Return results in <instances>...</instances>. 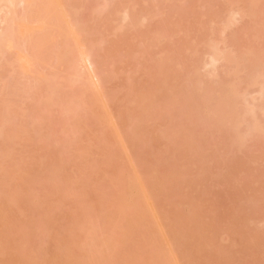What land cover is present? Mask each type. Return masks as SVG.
Segmentation results:
<instances>
[{"label": "rangeland", "instance_id": "rangeland-1", "mask_svg": "<svg viewBox=\"0 0 264 264\" xmlns=\"http://www.w3.org/2000/svg\"><path fill=\"white\" fill-rule=\"evenodd\" d=\"M47 1L17 3L12 42L21 48L0 58V108L15 116L0 137L1 148H12L0 158V264H264V128L247 133L246 115L251 136L233 143V129L216 123L236 96L254 106L264 99V0ZM27 7L33 13L24 17ZM59 27L76 30L64 44L86 39L75 50L85 66L79 82L65 61L58 67ZM215 41L228 59L204 66ZM50 83L59 85L47 104ZM158 89L163 95L147 102ZM71 95L75 111L66 116ZM259 106L251 116L264 122ZM135 180L145 203L131 198ZM138 203L145 219L134 229Z\"/></svg>", "mask_w": 264, "mask_h": 264}, {"label": "bare ground", "instance_id": "bare-ground-1", "mask_svg": "<svg viewBox=\"0 0 264 264\" xmlns=\"http://www.w3.org/2000/svg\"><path fill=\"white\" fill-rule=\"evenodd\" d=\"M20 1V2H19ZM23 1H25V0H0V14H1V12H2V14L4 13V9H5V11H7V14H6V12L4 13V14H6V15H2L1 17H0V23H2V24H0V58L2 59L3 58V56L4 55H6L7 54V52H9V50L10 51H13V49L14 50H17V48H18V51H19V46H20V48H21V44L20 45H18L17 46V44H19V42H12L14 39L16 40V36H17V34L19 33L18 31H17V29H16V27H17V25H19L18 24V20L16 19V14H15V8L17 7V5L18 4H20V3H22ZM33 1H36V0H33ZM43 1H47V0H43ZM49 2H50V0H48ZM47 1V2H48ZM19 2V3H18ZM18 3V4H17ZM36 5H38L39 6V4H35L34 5V7L32 8V9H35V6ZM209 5V4H208ZM32 9H31V7H27L26 8V10H25V13L23 12V15H24V17H28V16H30V15H32L31 13H33V12H31L32 11ZM45 9V8H44ZM43 10V9H42ZM46 10H47V12L46 11H44V12H46L47 13V15L48 16H50V17H53V16H58V12L56 11V9H50L49 7H47L46 8ZM126 10H128V9H126ZM126 10H125V16H126V18H128L129 16H130V19H133V15H129V14H127V12H130V11H127L126 12ZM34 11V10H33ZM38 11V10H37ZM31 12V13H30ZM231 13H233L232 11H230ZM230 12H229V14H230ZM150 13H153V12H149V14ZM30 14V15H29ZM35 14V13H34ZM38 14L39 15H42V13L40 14V12H38ZM37 14V17L39 16ZM235 14V13H234ZM129 15V16H128ZM231 16H228V18H227V22H226V24L228 25V24H230V25H232L233 23H234V18H235V16H233V14H230ZM125 16L124 17H122L123 19V21H127V20H125ZM196 16V15H195ZM40 17V16H39ZM135 17L137 18V16L135 15ZM134 17V18H135ZM1 18H2V20H1ZM27 20H28V18H26ZM30 19H32V16L30 17ZM236 20V19H235ZM131 21H133V22H131V23H134V20H131ZM29 23V22H28ZM232 23V24H231ZM122 24H124V23H122ZM2 25V26H1ZM49 25V24H48ZM51 26H56L54 23H52L51 22V24H50ZM78 25V24H77ZM83 25H85V24H83ZM78 26V28L82 31V30H84V26ZM134 25L136 26V22L134 23ZM133 25V26H134ZM230 25H228L229 27H230ZM76 26V25H75ZM122 27H123V25H121ZM134 26V27H135ZM233 26V25H232ZM120 27H118L117 29H119ZM59 29H60V31H61V37H63L64 39H63V41H60L59 43L61 44V43H65V41L66 42H68V39L70 38V37H72L73 36V34H75L74 32L76 31H74V29H72V27H59ZM158 30V29H157ZM72 31H73V33H72ZM156 32H158V31H156ZM160 33V32H159ZM20 34V33H19ZM19 34H18V36H19ZM53 35V34H52ZM49 37H50V42L52 41L51 39L53 38V36H50L49 35ZM52 37V38H51ZM48 38V37H47ZM55 38V37H54ZM57 38V37H56ZM58 38H60V36H58ZM81 38H79L78 39V41L76 42V43H74L72 46H70L71 44L70 43H66V44H64V46H63V44L62 45H60L59 43V45H57V46H62V51H64L63 52V54H62V52H61V54L62 55H58V56H60V58L59 59H61L60 61L59 60H57V63H58V67L59 66H61V65H59L61 62H66V63H61V64H67V65H69L68 67H70V68H72V73L71 74H73V77H72V81H78L79 82V80H81V78H80V73H82V68L83 67H85L84 65H82V63H83V59L79 56V54H76L75 53V50L77 49L78 50V48H79V46H81V44L80 43H83V42H85V40H84V38L83 39H81ZM153 39V38H152ZM27 40V39H26ZM49 40V39H48ZM54 40V39H53ZM56 40V39H55ZM58 40V39H57ZM56 40V42H58ZM60 40V39H59ZM80 40V41H79ZM28 42H30V41H28ZM47 42H49V41H46V42H44L43 44L45 45V43H47ZM50 42H49V44H50ZM55 42V41H54ZM56 42L54 43L55 45H56ZM80 42V43H79ZM24 43V42H23ZM25 43H27V41L25 42ZM32 43V42H31ZM31 43H30V45H31ZM216 41L215 42H209L208 44H207V46H209L210 47V53L209 52H207L209 55V57H210V60L208 61L207 60V62L206 61H204V66H211V67H213V66H215V65H217L218 63L220 64V62L222 61H224V60H227L228 59V54L225 52V50H221V47L219 48V46H217L216 44ZM53 44V45H54ZM69 44V45H68ZM79 44V45H78ZM210 44V45H209ZM25 45V44H24ZM29 45V44H28ZM54 45V46H55ZM134 45V44H133ZM133 45H132V48H133ZM22 46H23V44H22ZM33 46H34V44H33ZM45 46H47V44L45 45ZM65 46H67L68 47V49L70 48V47H72L71 49H69V50H66V48L67 47H65ZM131 46V45H130ZM26 47H27V44H26ZM29 47V46H28ZM32 47V46H31ZM48 47H50V48H52L51 47V44H50V46H47L46 48H42V50H44L45 51V49H47ZM65 47V49H63ZM24 48V47H23ZM33 48V47H32ZM36 48V47H35ZM35 48H33V49H35ZM146 50H147V47L145 48ZM145 49H144V51H145ZM148 49H149V46H148ZM6 50H7V52H6ZM22 50V49H21ZM36 50V49H35ZM60 50V51H61ZM37 51V50H36ZM47 51H49V49H47ZM59 51V52H60ZM135 52L134 53H137L138 52V49H135L134 50ZM141 51L139 50V53H140ZM143 52V51H142ZM6 53V54H5ZM21 54H22V52H21ZM45 57H46V55H47V52L45 51ZM49 54V53H48ZM59 54V53H58ZM205 54V53H204ZM42 55H43V53H42ZM111 55V54H110ZM44 56V55H43ZM42 56V59L44 60V57ZM51 56V55H50ZM112 56L113 55H111V57L110 58H112ZM205 56V55H204ZM207 56V57H208ZM30 57V56H29ZM47 57H49V55H47ZM27 58H28V56H27ZM39 58H41L40 56H39ZM50 58V57H49ZM58 58V57H57ZM0 59V62L1 63H3V61ZM25 59V58H24ZM173 58H171V60H172ZM202 60H203V58H201ZM39 60V59H38ZM9 61V60H8ZM30 61V60H29ZM46 61H50V60H47L46 59ZM10 62V61H9ZM26 62V61H25ZM36 62H37V60H36ZM68 62V63H67ZM202 62V61H201ZM4 64V63H3ZM3 64H0L1 66H3L4 68L6 67V65L4 66ZM6 64V63H5ZM200 64V63H199ZM218 64V65H219ZM27 65V64H26ZM48 65H49V63H48ZM50 65H51V63H50ZM62 65V66H63ZM67 65H65V66H63V67H61V68H64V67H66ZM202 65V64H201ZM202 65V66H203ZM52 66V65H51ZM54 66V65H53ZM52 66V67H53ZM83 66V67H82ZM203 66V67H204ZM263 66H264V64H263ZM64 68L63 69V72L64 71H66L67 69L68 70H70L69 68ZM82 67V68H81ZM198 67V66H197ZM60 68V69H61ZM201 68V67H200ZM200 68H197V69H195V72H196V70L199 72L200 71ZM207 68H209V67H207ZM214 68V67H213ZM248 68V67H247ZM250 69H252V67H249ZM249 68H248V70H247V73H249L248 71H250L249 70ZM3 69V68H2ZM1 69V67H0V70H2ZM84 69V68H83ZM199 69V70H198ZM211 69V68H210ZM74 70V71H73ZM209 70V69H208ZM215 70V69H214ZM167 71H169V70H167ZM167 71H165V72H167ZM204 71V70H203ZM202 71V72H203ZM211 71V70H210ZM60 72H62V71H60ZM194 72V73H195ZM38 73V72H37ZM36 73V74H37ZM96 73V72H95ZM197 73V72H196ZM211 73H212V71H211ZM216 73V75H218L217 74V71L215 72ZM246 73V74H247ZM1 74V73H0ZM93 75H96V74H94V72L92 73ZM169 75H170V72L168 73ZM202 74V73H201ZM254 75V73H252V72H250L249 73V75H248V79L249 80H251V79H253L252 81H254L255 83L254 84H256L257 83V79H255L254 77H256L257 75H254V77H253V75ZM262 74H264V73H262ZM38 75H39V73H38ZM206 75H208V72H207V74ZM215 75V76H216ZM34 76V75H33ZM45 76H48V75H45ZM107 76V75H106ZM263 76V75H262ZM167 77V76H166ZM253 77V78H252ZM37 79V81H38V78H39V76H37L36 77ZM46 78V77H45ZM49 78V76L46 78L47 80H50V79H48ZM257 78H258V76H257ZM167 79H168V77H167ZM46 80V81H47ZM164 80V79H163ZM257 80V81H256ZM40 81V80H39ZM164 81H166V79L164 80ZM164 81L162 82V83H164ZM168 81V80H167ZM52 82V81H51ZM169 82V81H168ZM49 83V82H48ZM53 84V83H52ZM51 83L50 84H48V87H47V92H48V94H47V96H46V102L45 103H47V104H51L53 101H54V97H55V95L57 94L56 92H55V90H57V88H58V86H56L58 83H55V85H54V87H53V85H52ZM165 84V83H164ZM250 84H252V83H250ZM262 84V83H261ZM263 84H264V82H263ZM263 84L261 85V87L263 86ZM52 85V86H51ZM59 85V84H58ZM55 86H56V88H55ZM73 86V85H72ZM223 86H224V84H223ZM222 86V88H224ZM206 87V86H205ZM204 87V88H205ZM198 88V87H197ZM201 88H202V86H201ZM67 89H69V87L67 88ZM196 89V88H195ZM220 89H221V85H220ZM73 90V88L71 89L70 88V91H72ZM161 90H163V89H161ZM198 90V89H197ZM203 90V89H202ZM260 90H263L262 92L264 93V86H263V89L262 88H260ZM68 91V90H67ZM74 91V90H73ZM154 91H158V93L160 92L159 91V89L158 90H153V91H151V92H148V93H146L145 94V96H146V99H147V96H149L150 95V97H152V95H154ZM179 91V90H178ZM194 91V93H196L195 91L196 90H193ZM199 91H201V89L199 90ZM69 92V91H68ZM69 93H71V92H69ZM150 93V94H149ZM158 93L156 92V96H158ZM161 93V94H160ZM159 94L160 95H163L162 93H163V91L162 92H160ZM176 93V92H175ZM174 93V96H176V94ZM190 93H192V92H190ZM189 93V96L191 95ZM248 93V92H247ZM260 93V92H259ZM72 94V93H71ZM73 94H74V92H73ZM98 92H94L93 93V95H91V100H98ZM173 94V93H172ZM179 94V93H178ZM198 94H199V92H198ZM220 94V96H221V94L222 93H219ZM245 95H246V93H245ZM27 96V95H26ZM29 96V95H28ZM173 96V95H172ZM192 96V95H191ZM217 95H215L214 97H213V95H212V97H211V100H212V98L213 99H215L216 100V97ZM220 96H219V98H220ZM222 96H223V94H222ZM248 95H246L245 97H244V95H243V102L245 103H243L242 102V100H240L241 98H242V96L240 95V96H236L235 97V99H234V101L236 102V103H234L233 105H230L228 108H225V109H223L222 111H221V113H220V117H219V121H217L216 123H217V127L215 126V125H213V124H211V123H209V121L206 123V126H211V125H213V126H215L214 128H217V129H219L220 128V130L222 131H224V133H228V131H226L225 132V130L227 129V128H222V127H226V126H228V130H229V127H231V129H233V131L231 130V131H229V133L231 134V133H233L232 135L235 137L234 138V142L233 143H235V142H237L238 140H243V139H245L246 137H245V135L246 136H251V134L250 135H248L247 133H248V131L247 130H249V132L251 131L252 133H253V131H258V130H260V129H263L264 128V125L262 126V123H264V122H262L261 121V119H260V121H259V117H258V114L260 113L258 110L256 111V109H259L258 108V106H259V104L258 103H261V101H263L262 103H261V107H260V110L262 109V112H264L263 111V106H264V99L263 100H259V102H258V100H257V105H256V103H255V106H254V103H252V102H250V104L248 103V102H246V101H248V100H246V99H244V98H246ZM263 96H264V94H263ZM24 97V96H23ZM188 97V96H187ZM260 97V96H259ZM9 97H7V99H8ZM28 98V97H27ZM154 98V97H153ZM171 97L169 96V99H170ZM173 98L174 97H172L171 99H170V102H171V100H173ZM188 98H190V97H188ZM222 98V97H221ZM220 98V99H221ZM247 98H249V97H247ZM12 98H9L8 100H11ZM13 99H15V98H13ZM13 99L11 100V101H13ZM23 99V98H22ZM72 99H73V96L71 95V97L69 98V99H67L65 102L63 101V103H62V105H63V113L65 112V114H66V116L67 115H70V113H72L73 111H75V108L73 107V104H72ZM149 99H151V98H148L147 99V102H148V100ZM176 99V98H175ZM175 99L173 100V101H175ZM262 99V98H261ZM219 100V99H218ZM218 100H217V102H218ZM245 100V101H244ZM10 101V102H11ZM18 101H20V98L18 99ZM153 101V100H152ZM173 101H172V103H173ZM146 102V101H145ZM147 102H146V104H147ZM150 102V104H151V101H149ZM177 101H175V104H177L176 103ZM195 102H197V103H195V104H198V100L196 101V99H195ZM242 102V103H241ZM256 102V101H255ZM171 103V104H172ZM241 103V104H240ZM8 104H9V102H8ZM7 104V105H8ZM47 104H45V105H47ZM143 104H145V103H143ZM145 104V105H146ZM150 104H147V106H145V108H144V105H143V109L144 110H146V113L145 114H147L149 111H152L153 109L151 108V106H149L148 107V105H150ZM174 104V103H173ZM174 104V105H175ZM244 105V107L243 106H241L240 107V105ZM247 104V105H246ZM249 104V105H248ZM49 106V105H48ZM190 106V105H189ZM193 106V105H192ZM256 106H257V108H256ZM9 107H10V105H9ZM147 107V108H146ZM191 107V106H190ZM243 107V108H242ZM3 108V107H2ZM5 109L3 110V111H1V108H0V111H1V113L3 114L2 116H3V118H1V120L3 121L2 122V124L0 125V137H3L4 138V135L3 134H5V129L7 128V126H8V124H9V122H12V119H14V117L15 116H13V111H11L8 107H4ZM19 109H22L20 106L18 107ZM143 109H142V111H143ZM150 109V110H149ZM202 110H203V108H202ZM148 111V112H147ZM154 111V110H153ZM144 112L145 111H143L142 113H143V115H144ZM258 113L257 114V116H255L256 114L255 113ZM261 112V113H262ZM141 113V112H140ZM150 113V112H149ZM12 114V115H11ZM251 114H255V115H252L251 116ZM142 115V114H141ZM148 115V114H147ZM246 115H250V120H249V118H247V116ZM65 115H64V117L67 119V117H66ZM153 117L154 115H150V117ZM148 117H149V115H148ZM198 117H200L199 115H198ZM206 117V116H205ZM251 117L252 118H254L255 119V121H254V119L252 120L251 119ZM256 117L258 118V120L256 119ZM40 118V117H39ZM202 118V117H201ZM247 119V121H246V119ZM42 119V118H41ZM41 119H38L37 121H39V120H41ZM78 120H76L74 123H79L80 122V120H79V118H77ZM244 119H245V122L247 123L248 122V120H249V125L248 124H246V128H244L245 126V124H244ZM42 120H45L46 121V119L44 118V119H42ZM194 121H196V123H198L199 121H200V119L198 118V120H196V119H193ZM209 120V119H208ZM22 121V120H21ZM201 121H202V119H201ZM252 121V122H251ZM253 121H254V123H253ZM36 122V121H35ZM43 122V121H42ZM202 122H206V120L204 121H202ZM215 122V121H214ZM262 122V123H261ZM8 123V124H7ZM33 122H31V124H32ZM36 123H38V122H36ZM41 122H39L37 125H39ZM44 123V122H43ZM42 123V124H43ZM73 123V122H72ZM253 123V124H252ZM34 125H35V123H33ZM33 124L31 125V127H33ZM200 124H202L201 122H200ZM207 124H210V125H207ZM198 125V124H197ZM206 126L204 125V127L206 128ZM220 126V127H219ZM244 126V127H243ZM35 127H36V125H35ZM35 127H33V128H35ZM203 127V128H204ZM208 128V127H207ZM213 128V127H212ZM222 128V129H221ZM210 129H211V127H210ZM209 128H208V130H210ZM225 129V130H224ZM244 129H246V131H247V133L244 131ZM35 130H36V128H35ZM207 129H205V132L207 133V131H206ZM202 131V130H201ZM212 131V130H211ZM218 131V130H217ZM222 131V132H223ZM38 134H41V131L40 130H38V131H36ZM203 132V134L205 133L204 131H202ZM255 132V133H256ZM228 133V134H229ZM246 133V134H245ZM20 134L21 133H19V130L18 131H16V132H14V133H12V132H9L8 134H7V136H6V139H9L10 138V140L9 141H12V139L13 138H15V137H18L19 138V136H20ZM47 134V133H46ZM229 134V135H230ZM254 134V133H253ZM205 135V134H204ZM36 136V135H35ZM39 136V135H38ZM44 136V135H43ZM39 138H40V136H39ZM38 139V138H37ZM154 140V139H153ZM21 140H19V141H14L13 142V144L14 145H16V144H18L19 142H20ZM16 142H18V143H16ZM0 145H1V142H0ZM5 147H6V149H7V146L5 145V146H3L2 148L4 149V151H3V149L0 147V158L2 157L1 156V154L3 153V152H5L6 150H5ZM12 149V148H11ZM10 149V150H11ZM8 150V149H7ZM10 150H8L9 151V154H10ZM186 159H188V158H186ZM57 165V164H56ZM59 165H61V163L59 164ZM132 166V165H131ZM130 165H129V167H131ZM62 167V166H61ZM57 169L58 168H60V166H58V167H56ZM55 169V168H54ZM53 169V170H54ZM52 170V169H51ZM60 170V169H59ZM0 173H2L1 175H0V181H1V179H2V176H3V172H0ZM55 173L57 174V172L55 171ZM54 174V173H53ZM55 174V175H56ZM34 175V174H33ZM54 175V180L57 182V180L58 179H56V176H60L59 174L58 175H56L55 176ZM36 176V175H35ZM33 177V176H32ZM57 177V178H58ZM60 178H61V176H60ZM52 179V177H49V180H51ZM35 180H37V178L35 179ZM54 180H51V181H54ZM33 181V180H32ZM137 180H135V182H132L131 183V185H130V187H131V189H130V191H129V193H130V195H131V198H134L135 197V195H136V197L137 198H141L142 199V201H143V203H145L146 201H147V198H150V197H148L149 195H147L146 194V192L144 191V192H139L137 189L139 188V186H138V181L136 182ZM1 183V182H0ZM29 183H31L30 181H29ZM58 184H59V182H58ZM188 184H189V182H188ZM151 187H152V185H151ZM153 188V187H152ZM152 188H148L147 190H148V192L151 190V192H152ZM28 190H30V189H28ZM28 190H26V191H24L26 194L28 193ZM146 190V191H147ZM58 192H62V191H58ZM64 193V192H63ZM61 194V193H60ZM148 194H150V192L148 193ZM67 196V193H65V196H63V197H66ZM22 198V197H21ZM60 198H62V196L60 197ZM28 199V198H27ZM64 199V198H63ZM143 203L141 204V203H138V205H137V211H136V213L134 214V215H131V218H134L133 220H134V222H135V224H134V229L135 228H137L138 229V223L141 221V220H143V219H145V216H144V214L145 213H143V209L144 208H146V206H144L143 205ZM0 213H1V211H0ZM136 226V227H135ZM174 228V227H173ZM5 230H8V228L7 227H5L4 228ZM91 232V234H92V236L91 237H93L94 235V233H92V231H90ZM179 233V232H178ZM179 234H181V233H179ZM23 235H26V233H24ZM69 236V235H68ZM174 237V236H173ZM23 237H20V239H22ZM70 238V237H69ZM19 239V240H20ZM175 239V238H174ZM92 240H94L95 241V239L94 238H92ZM28 242V241H27ZM174 243V242H173ZM90 245V244H89ZM172 253V252H171ZM174 256V255H173ZM172 256V257H173ZM175 257H176V255H175ZM174 257V258H175ZM54 259H56L55 257H53ZM32 259V258H31ZM32 262V261H31Z\"/></svg>", "mask_w": 264, "mask_h": 264}]
</instances>
